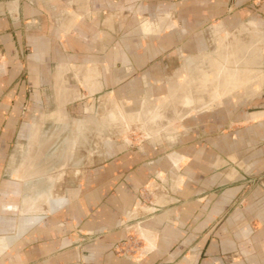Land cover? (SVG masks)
I'll use <instances>...</instances> for the list:
<instances>
[{"label":"crops","instance_id":"obj_1","mask_svg":"<svg viewBox=\"0 0 264 264\" xmlns=\"http://www.w3.org/2000/svg\"><path fill=\"white\" fill-rule=\"evenodd\" d=\"M153 1L177 23L222 19L264 23V0H0V87L15 88L20 105L59 106L58 111L39 112L42 119L46 114L48 119L64 115L68 119L71 114L63 112L64 106L97 94V90L90 94L88 87L114 91L121 74L147 70V47L126 44L121 49V18H136L142 10L145 16ZM160 23L146 22L142 31L160 30ZM140 26L136 34L149 38L151 34L140 32ZM214 78L202 84L209 95L212 89L218 91ZM50 89L51 94L55 92L52 96ZM194 100L197 108L182 102L181 117L190 109L207 108L213 99ZM3 102L8 109L12 101ZM155 111H150L142 127H154L148 123L156 114L161 116L156 126L163 123L167 116ZM6 114L0 112V120H7L0 144V264H264V191L242 194L239 199L245 206L234 207L236 193L202 196L194 185L186 193L189 185L179 175L174 191L154 192L151 189L158 184L152 179L154 173L164 180L160 162L156 167L147 161H114L103 167V173L83 175L77 168L41 172L23 158L9 170L5 162L10 148L4 138L10 135L14 120L38 115L29 110ZM260 115L264 113L252 116ZM26 126L28 144H34L36 123ZM171 158L175 162L167 161L165 166L183 170V160ZM236 174L229 168L225 182ZM36 175L45 176L46 188L39 187L42 178ZM144 190L153 195V201L138 207ZM132 233L143 239L139 256L115 255L113 246Z\"/></svg>","mask_w":264,"mask_h":264},{"label":"rangeland","instance_id":"obj_2","mask_svg":"<svg viewBox=\"0 0 264 264\" xmlns=\"http://www.w3.org/2000/svg\"><path fill=\"white\" fill-rule=\"evenodd\" d=\"M185 10L191 12L190 9ZM141 12L136 18H121L120 44L121 49L126 48V44L147 47V70L121 74L120 84L114 91L98 90V86L88 87L90 94L97 90L94 96L79 98L74 94L79 99L63 109V112L66 109L71 114L68 119L65 115L48 119L47 114L46 119H42L44 111H58L59 106L20 105L15 88L0 87V112L3 116L7 111L27 113L28 110L38 115L35 119H29L27 115L25 119L13 121L10 135L3 140L10 148L5 168L12 170L26 158L34 169L41 172L77 168L83 170V175L86 172L91 175L97 171L103 173V167L114 161L130 160L138 164L147 161L156 167H160L157 164L160 162L164 167L159 169L164 180L162 183L157 177L158 172L154 173L152 179L158 183L156 189H151L154 192L174 191L177 178L182 175L189 185L184 190L186 193L192 191L193 185L194 189L201 190L202 196L211 193L219 198L227 191L233 192L236 193L233 206H245L246 202L239 199L242 194H251L259 189L264 191V115L252 116L264 113V23L239 19L201 24L186 20L177 23L171 15H166V10L156 7L154 1L145 16L144 11ZM150 21L163 22V27L147 33L142 31V26ZM139 26L140 32L151 34L148 39L136 34ZM220 68L233 72L243 68L249 76L236 83H231L232 80L227 83L224 81L228 78L225 79ZM214 76L218 91L212 89L210 95L220 92L217 97L210 96L202 86ZM254 84H258V88ZM74 85L75 91L77 84L74 82ZM79 89L86 93L83 87ZM51 91L48 92L52 96L55 92L51 94ZM12 95L16 98L13 99ZM186 95L192 99L189 106H185L186 111L188 107L194 108L193 99L200 96L213 100L207 108L190 109V113L179 118ZM6 100L12 101L8 109L3 102ZM168 102H171L170 108ZM166 108L173 112L172 116L166 114ZM152 110L167 117L159 126L142 127ZM114 120L118 123L114 124ZM32 121L38 128L35 130L37 139L29 145L26 124ZM6 122L0 120V144ZM75 140L79 151L73 152L70 147H74L71 143ZM172 156L183 160V170L165 166L167 161L175 162ZM229 168L236 170V178L225 182L224 173ZM35 177H41L39 187L46 188L45 176ZM193 179L197 183L192 182ZM73 180L74 184L76 178ZM144 191L138 207L149 206L153 201V195ZM142 241L139 235L132 233L116 244H127L131 255L139 256ZM115 245L112 248L114 254L125 255L124 251H117Z\"/></svg>","mask_w":264,"mask_h":264},{"label":"bare ground","instance_id":"obj_3","mask_svg":"<svg viewBox=\"0 0 264 264\" xmlns=\"http://www.w3.org/2000/svg\"><path fill=\"white\" fill-rule=\"evenodd\" d=\"M241 55V54H240ZM235 62V61H234ZM243 64V63H242ZM243 70V69H242ZM242 70H236V71H225V70H223V69H221V70H219L221 73H222V75H224L225 76V79L226 78H228V79H226L225 81H227V82H229V81H231V83H236L237 81H241L242 79H243V77L245 76V77H247V71H242ZM249 70V69H248ZM232 72H233V74H232ZM250 75H252V74H250ZM249 76V75H248ZM193 84V83H192ZM207 84V83H206ZM204 86V85H203ZM238 86V85H237ZM236 86V87H237ZM235 88V87H234ZM192 92V91H191ZM216 95V94H215ZM190 97L188 96V95H186V97H185V99L183 100V103L184 104H189V103H191V100L192 99H189ZM193 101H196V100H194L193 99ZM200 101V100H199ZM203 101V100H202ZM208 101V100H207ZM197 103H198V101H196ZM195 103V102H194ZM201 103V102H200ZM207 103V102H206ZM202 104V103H201ZM200 104V105H201ZM194 105V104H193ZM204 105V104H203ZM186 106V105H185ZM208 106V105H207ZM200 107H202V106H200ZM199 107V108H200ZM194 108H197V107H194ZM184 109V108H183ZM189 109V108H188ZM156 112V111H155ZM159 112V111H158ZM187 112H189V111H187ZM152 114V113H151ZM167 114V113H166ZM168 114H170V113H168ZM163 115V114H162ZM175 115V114H174ZM181 115H182V113H181ZM160 115L159 114H156V115H154L151 119H150V121H149V123H148V125L149 126H151V125H155L156 126V123H157V120H159L160 119ZM179 117H181V116H179ZM165 118V117H164ZM164 118H162V121H163V119ZM71 145L72 146H74V147H70V151H73V152H76V151H79V148L78 147H75V146H77V142H76V140L75 141H73L72 143H71ZM69 154V153H68ZM71 154H72V152H71Z\"/></svg>","mask_w":264,"mask_h":264},{"label":"built area","instance_id":"obj_4","mask_svg":"<svg viewBox=\"0 0 264 264\" xmlns=\"http://www.w3.org/2000/svg\"><path fill=\"white\" fill-rule=\"evenodd\" d=\"M115 248H116V250L117 251H121V253L124 251V254L125 255H122V256H130L131 255V253H130V247L128 248V246H127V244H125V243H122V244H116L115 245ZM129 253V254H128ZM121 255V254H120Z\"/></svg>","mask_w":264,"mask_h":264}]
</instances>
